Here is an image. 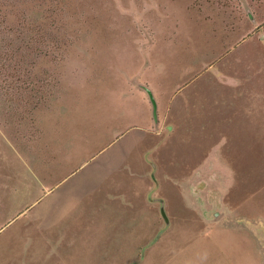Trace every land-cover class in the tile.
Instances as JSON below:
<instances>
[{"label":"rangeland","instance_id":"374dc122","mask_svg":"<svg viewBox=\"0 0 264 264\" xmlns=\"http://www.w3.org/2000/svg\"><path fill=\"white\" fill-rule=\"evenodd\" d=\"M0 264H264V0H0Z\"/></svg>","mask_w":264,"mask_h":264},{"label":"water","instance_id":"95a60500","mask_svg":"<svg viewBox=\"0 0 264 264\" xmlns=\"http://www.w3.org/2000/svg\"><path fill=\"white\" fill-rule=\"evenodd\" d=\"M136 85L138 87H140L141 89H143L147 93V95L149 97V100H150V102L152 104V114H153L154 119L156 120V117H157V103L155 101V98H154L152 90L148 86H146L144 84H141V83H138V82H136ZM159 201L161 203V206H160L161 215H162L163 219L165 220V222L167 223V216H166L165 210L163 208V201L161 199Z\"/></svg>","mask_w":264,"mask_h":264}]
</instances>
